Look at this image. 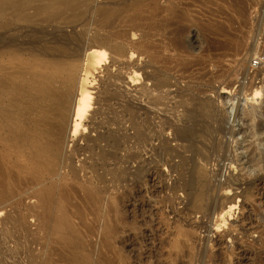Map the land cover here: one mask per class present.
<instances>
[{
  "label": "rangeland",
  "instance_id": "374dc122",
  "mask_svg": "<svg viewBox=\"0 0 264 264\" xmlns=\"http://www.w3.org/2000/svg\"><path fill=\"white\" fill-rule=\"evenodd\" d=\"M145 1L146 13L134 21L125 18L113 40L126 49L125 64L88 67L89 81L96 80L91 88L96 115L87 135L102 133L104 139L67 142L64 178L52 176L27 147L0 144V264H264V165L249 175L244 163L264 147V64L253 65L264 43V0H181L190 17L185 32L192 31L196 52L179 64L163 63L160 54L154 69L167 85L154 91L142 79L146 94H141L140 85L129 82L137 71L128 64L139 50L133 48L141 36L136 26L149 31L148 43L158 47L184 25L157 28L149 18L155 0ZM49 14L50 20L39 15L32 22L18 17L0 30V75L7 66L13 78L26 68L39 71L49 56H71L78 43L72 32L79 31L72 12ZM251 41L257 49L245 59L237 50ZM134 60L140 64L145 58ZM110 88L129 97L97 103ZM256 89L261 97L251 100ZM127 101L134 114L127 113ZM206 102L212 111L201 106ZM185 127L204 136L193 134L190 144L176 140L175 130ZM163 139L173 153L158 150ZM198 193L206 194L200 209L193 199ZM227 194L237 196V210L217 226Z\"/></svg>",
  "mask_w": 264,
  "mask_h": 264
},
{
  "label": "bare ground",
  "instance_id": "6f19581e",
  "mask_svg": "<svg viewBox=\"0 0 264 264\" xmlns=\"http://www.w3.org/2000/svg\"><path fill=\"white\" fill-rule=\"evenodd\" d=\"M35 1H38L39 4L37 5L36 10L31 12L30 7H32L31 5ZM100 1L101 2H98V0H0V30L3 27H12L14 19L18 17L24 22H32L39 15H43L44 19L50 20L51 17L49 19L47 18V16H50V12H52V15H58L59 12L62 11L72 12L73 23L79 29V31L74 30L72 32V36L76 38L78 43L74 49H71L72 54L70 57L67 58V56H65V59H62L61 56H49L50 58L43 60L42 64H40L41 69L39 71L32 67L26 68L24 71L17 72L13 78H10L12 73L10 71V67L7 66L4 68L5 73L0 75V144L6 143L11 147L13 146L16 148L27 147L30 151L31 157H39L47 166L48 171L52 176H60L61 178H64L62 177L63 174L60 175V171L62 167L65 166V160H67L64 152L67 142H70V140L71 142L74 141L76 137L86 140L87 143H97L98 141L104 139L105 134L102 133L98 134L96 138H91L87 135V131L92 124L91 120L96 115V112H92V105L94 103L93 95L95 94L92 90L94 89V83L96 80L95 78H91V81H89V78L93 76H89L90 71H88V67L97 70L111 64L112 62L120 65L125 64L123 61L126 57V49L122 45L113 44V40L118 34H120V24L125 21V18L129 21H134L140 19L141 16L146 13L144 10L147 6V4H145V0ZM151 5L152 12L149 18L155 22L156 25H158L157 28L164 29L172 25V23H182L184 25L177 27V31L171 36L164 37L162 45H158L159 48L153 43H148L146 38L149 36V31L144 30L142 26H136V28L141 31V36L139 38V42L135 43L133 48H138L139 50H136L137 55L135 53L136 51H134L128 60L129 62L126 61V63L128 62L129 65L137 67V71L133 72L134 75L129 82L133 86L139 84L140 86L137 88H140L139 91L141 94H146L145 84H141V82L139 83L142 79L144 82H151V87L154 91H157L158 89L160 90L167 85V82H164V80L156 74L154 69L155 62L159 58L160 54H163L165 57L163 63L179 64L182 63V61L179 60H183L184 57V60H186V58L188 60V58L192 56L194 51L197 49L194 47L195 45L193 46V43L189 38L190 35H193L192 31L190 34L185 32L189 29L185 27V21L190 20L189 15L185 11V3L181 0H164V3L155 0ZM185 28L187 30H185ZM128 34L129 31H125L124 35L127 36ZM233 41L231 43H233ZM240 42L241 40H237L235 42V46H237V44L240 45ZM225 47L227 48L229 46L226 45ZM60 48L64 50V52L69 50V47H67L66 44L62 45ZM255 48L257 49V47H255V43L251 41L245 42V45L241 47V50H236L237 53L243 52L244 57L246 56L245 59H247V56L249 55L250 57L251 52ZM140 56H143L145 60L139 64L134 59ZM178 57H182V59H178ZM148 68H151V70L147 71ZM27 75L30 76L28 80L24 79ZM116 79L119 80L120 78L117 77L112 79L111 84L113 85H108V87L111 86V88H113ZM122 80H124V78ZM135 80H137L136 83H134ZM91 88L93 89L91 90ZM111 88L105 90L104 97L101 99L98 98L99 100L97 103H99V101L107 102L111 98L118 95L120 96H118L117 99H119L121 95L124 100H127L129 97L124 94L125 92L123 90L122 91L124 93L121 94V90L119 93L116 89L114 90ZM253 94L254 95H251L253 97L250 96L251 100H257L261 97L260 91L257 89ZM189 101L188 104L187 101H185V105H183L186 107L189 105ZM121 102H123V99ZM131 103L130 101L126 102L128 105V109L126 108L127 113L131 112L134 114L133 112L135 108ZM210 104V102H206L201 106L203 108L208 107L210 110ZM189 110L191 111V108ZM197 110H199L198 107ZM185 113L188 114V111H185ZM191 113L193 114V112ZM88 115H91L90 119L88 118ZM210 115L208 114L207 116L211 117ZM258 126L260 130L263 128L262 123H258ZM188 127H185L183 130H175L177 133L176 137L174 136L176 140L187 143L191 136H193L194 140L193 134L198 131L192 128L196 131L193 133L191 132L192 129ZM221 131L222 129H220V132ZM240 132L243 133L244 130L242 131L241 129ZM202 134H205V132H202ZM197 136L195 137L197 138ZM220 137L222 136L220 135ZM248 146H245V148H248ZM253 148L254 147H252V149ZM262 148L263 149L259 147V149L252 153L249 151L251 155L253 153L256 154V157L253 158L252 156H248L250 158L247 159V162H244L246 163L245 168L249 171V175L250 172H253L252 169H257L258 171L261 168L260 166L264 165V147ZM249 149L250 148L246 151ZM158 150L165 153H173L175 151V149L169 147V143L165 139L161 141ZM244 154L247 155V153ZM235 157L233 159H235ZM203 168L204 167H202V169ZM225 168L227 169V167ZM262 168L264 169V167ZM205 172H203V174H207ZM69 173L74 178L77 177L76 169H71ZM201 174L202 172L200 175ZM205 176L203 177L205 178ZM231 194H227L224 205L219 207L220 209L218 210V213L216 211L217 226H220L218 222L223 224V222H226L229 218L231 219V217H233L232 215H234V211L237 210V203H235V197L237 196H229ZM193 199L195 208L200 209L206 199V194L198 193Z\"/></svg>",
  "mask_w": 264,
  "mask_h": 264
},
{
  "label": "built area",
  "instance_id": "2783aa9c",
  "mask_svg": "<svg viewBox=\"0 0 264 264\" xmlns=\"http://www.w3.org/2000/svg\"><path fill=\"white\" fill-rule=\"evenodd\" d=\"M264 64V43L262 44V47L260 48V51L258 53V57L253 62V65L255 67H259Z\"/></svg>",
  "mask_w": 264,
  "mask_h": 264
}]
</instances>
